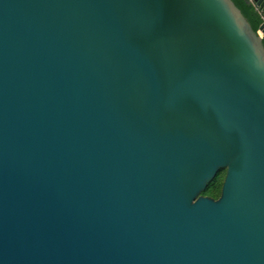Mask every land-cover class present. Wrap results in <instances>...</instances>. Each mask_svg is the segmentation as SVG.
<instances>
[{"label": "water", "instance_id": "1", "mask_svg": "<svg viewBox=\"0 0 264 264\" xmlns=\"http://www.w3.org/2000/svg\"><path fill=\"white\" fill-rule=\"evenodd\" d=\"M249 21L238 0H0V264H264Z\"/></svg>", "mask_w": 264, "mask_h": 264}, {"label": "trees", "instance_id": "2", "mask_svg": "<svg viewBox=\"0 0 264 264\" xmlns=\"http://www.w3.org/2000/svg\"><path fill=\"white\" fill-rule=\"evenodd\" d=\"M238 2L240 3L247 17L249 18L251 26L255 29L257 33L260 28L259 25L262 21L258 10L253 4H251L249 0H238ZM225 175L226 169L220 170L217 176L208 184L207 189L203 192L206 195H211L212 197H219Z\"/></svg>", "mask_w": 264, "mask_h": 264}, {"label": "built area", "instance_id": "3", "mask_svg": "<svg viewBox=\"0 0 264 264\" xmlns=\"http://www.w3.org/2000/svg\"><path fill=\"white\" fill-rule=\"evenodd\" d=\"M250 2H251V4H253V5L256 7V9L258 10V12H259V14H260V16H261L262 21H264V17L261 15V12H260L259 8H258V7L256 6V4L253 2V0H250Z\"/></svg>", "mask_w": 264, "mask_h": 264}]
</instances>
